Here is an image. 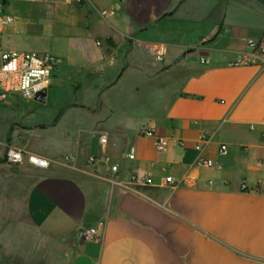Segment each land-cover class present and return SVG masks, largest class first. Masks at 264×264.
<instances>
[{"label": "crops", "instance_id": "1", "mask_svg": "<svg viewBox=\"0 0 264 264\" xmlns=\"http://www.w3.org/2000/svg\"><path fill=\"white\" fill-rule=\"evenodd\" d=\"M5 11V50L61 62L45 103L0 102V241L25 240L28 228L64 242L67 264H264V64H236L264 39V0H47ZM201 134L215 165L193 170ZM8 147L47 166L9 165ZM191 171L194 186L163 183ZM133 174L153 186L128 189ZM89 228L99 235L84 237Z\"/></svg>", "mask_w": 264, "mask_h": 264}, {"label": "built area", "instance_id": "2", "mask_svg": "<svg viewBox=\"0 0 264 264\" xmlns=\"http://www.w3.org/2000/svg\"><path fill=\"white\" fill-rule=\"evenodd\" d=\"M47 0H0V102L5 101L10 95L15 94L23 98H34L41 91H45L52 75L54 68L60 64L61 60L49 53H37L28 51L5 50L1 45V35L4 30L14 22V17L5 11L8 4L13 2L24 3H42ZM64 3H81L84 0H61ZM102 15H106L107 11H101ZM96 42V45H99ZM161 60L160 57L157 58ZM203 61V60H201ZM264 64V39L259 43L257 48L249 54V56H241V59L236 64ZM139 134L146 138L155 140L157 151H164L167 147L165 137L155 136L153 130L142 129ZM91 138L98 140L101 143L106 142L107 136L104 134L92 133ZM210 142V138L205 135H199L196 142L193 144V149L196 155L192 162L193 170L212 168L214 162L203 155V150ZM182 145V144H181ZM228 153V146L220 144L218 147V155L225 156ZM127 158L132 160L133 155H128ZM5 162L12 166H19L23 163L43 168L47 166V160L33 153H28L25 150L17 147H8L4 152ZM95 157H89L88 162L94 163ZM108 159L105 162L108 163ZM111 172L117 171V166H110ZM195 178L191 172L184 173L180 178L175 179L173 176H166L163 179L164 184L175 186H194ZM137 186H153V180L149 176H138L133 174L129 176L126 187L133 191ZM242 190H247L246 185H241ZM99 232L96 228L84 230V237L98 236Z\"/></svg>", "mask_w": 264, "mask_h": 264}, {"label": "rangeland", "instance_id": "3", "mask_svg": "<svg viewBox=\"0 0 264 264\" xmlns=\"http://www.w3.org/2000/svg\"><path fill=\"white\" fill-rule=\"evenodd\" d=\"M25 26L29 36L38 35L36 18H30ZM64 251V242L27 228L25 240L0 241V264H67L70 256Z\"/></svg>", "mask_w": 264, "mask_h": 264}, {"label": "water", "instance_id": "4", "mask_svg": "<svg viewBox=\"0 0 264 264\" xmlns=\"http://www.w3.org/2000/svg\"><path fill=\"white\" fill-rule=\"evenodd\" d=\"M33 100L36 101V102H39V103H45V100H46V93H45V91L38 92L34 96Z\"/></svg>", "mask_w": 264, "mask_h": 264}]
</instances>
